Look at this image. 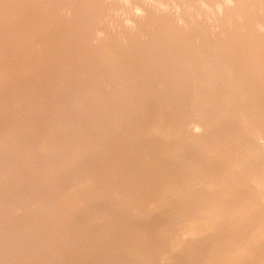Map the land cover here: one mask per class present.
I'll return each mask as SVG.
<instances>
[{
  "label": "rangeland",
  "instance_id": "1",
  "mask_svg": "<svg viewBox=\"0 0 264 264\" xmlns=\"http://www.w3.org/2000/svg\"><path fill=\"white\" fill-rule=\"evenodd\" d=\"M224 1L0 0V264H264V0Z\"/></svg>",
  "mask_w": 264,
  "mask_h": 264
},
{
  "label": "bare ground",
  "instance_id": "2",
  "mask_svg": "<svg viewBox=\"0 0 264 264\" xmlns=\"http://www.w3.org/2000/svg\"><path fill=\"white\" fill-rule=\"evenodd\" d=\"M226 1V0H225ZM224 1V2H225ZM192 3V2H191ZM194 8V7H193ZM203 8V7H202ZM189 9V8H188ZM168 10V9H167ZM234 10V9H233ZM190 13V12H189ZM226 13V12H225ZM57 16V15H56ZM227 16V15H226ZM231 16V15H230ZM240 17V16H239ZM225 18V17H224ZM264 18V17H263ZM221 19V18H220ZM226 20V19H225ZM254 24V23H253ZM75 26V25H74ZM230 29V28H229ZM47 31V30H46ZM113 33V32H112ZM50 34V33H49ZM263 36V35H262ZM118 38V37H117ZM228 39V38H227ZM206 40V39H205ZM260 40V39H259ZM23 42V41H22ZM244 43V42H243ZM210 50V49H209ZM116 51V50H115ZM251 52V51H250ZM118 54V53H117ZM216 56V55H215ZM126 57V56H125ZM46 63V62H45ZM237 68V67H236ZM64 69V68H63ZM157 70V69H156ZM53 72V71H52ZM14 74V73H13ZM12 74V75H13ZM83 75V74H82ZM103 76V75H102ZM54 79V78H53ZM6 81V80H5ZM57 81V80H56ZM84 82V81H83ZM7 83V82H6ZM82 83V82H81ZM111 87V86H110ZM173 87V86H172ZM171 88V87H170ZM113 90V89H112ZM233 92V91H232ZM82 95V94H81ZM54 96V95H53ZM83 98V97H82ZM263 98V97H262ZM126 99H128V98H126ZM116 101V100H115ZM63 103V102H62ZM114 104V103H113ZM172 104V103H171ZM175 105V104H174ZM233 105V104H232ZM94 106V105H93ZM114 106V105H113ZM2 107V106H1ZM172 107V106H171ZM175 107V106H174ZM130 108V107H129ZM94 109V108H93ZM108 110V109H107ZM88 111V110H87ZM124 111V110H123ZM128 111V110H127ZM80 113V112H79ZM114 114V113H113ZM152 114V113H151ZM80 115V114H79ZM14 116V115H13ZM156 116V115H155ZM2 117V116H1ZM131 117V116H130ZM21 119V118H20ZM158 119V118H157ZM162 120V119H161ZM149 121H150V119H149ZM151 122V121H150ZM162 122V121H161ZM92 123V122H91ZM82 125V124H81ZM148 128V127H147ZM172 132V131H171ZM134 133V132H133ZM46 136V135H45ZM23 139H24V137H23ZM129 144V143H128ZM50 148V147H49ZM174 148V147H173ZM65 155V154H64ZM136 156V155H135ZM93 161V160H92ZM196 164V163H195ZM194 165V164H193ZM22 168V167H21ZM75 168V167H74ZM105 168V167H104ZM192 168V167H191ZM79 170V169H78ZM144 172V171H143ZM208 172V171H207ZM263 172V171H262ZM81 173V172H80ZM43 184V183H42ZM36 191V190H35ZM185 193V192H184ZM191 197V196H190ZM160 198V197H159ZM184 199V198H183ZM152 200V199H151ZM20 202V201H19ZM77 202V201H76ZM151 205V204H150ZM175 213V212H174ZM86 215V214H85ZM177 217V216H176ZM198 218V217H197ZM48 221V220H47ZM97 221V220H96ZM95 221V222H96ZM99 224V223H98ZM200 225V224H199ZM46 229V228H45ZM264 242V241H263ZM262 245H264V243H262ZM262 248H263V246H262ZM261 248V249H262ZM152 249V248H151ZM171 249V248H170ZM263 251V250H262Z\"/></svg>",
  "mask_w": 264,
  "mask_h": 264
}]
</instances>
